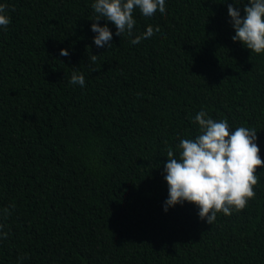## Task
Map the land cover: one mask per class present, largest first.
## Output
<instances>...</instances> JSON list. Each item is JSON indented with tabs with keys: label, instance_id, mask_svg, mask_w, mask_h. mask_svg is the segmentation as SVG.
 Masks as SVG:
<instances>
[{
	"label": "trees",
	"instance_id": "16d2710c",
	"mask_svg": "<svg viewBox=\"0 0 264 264\" xmlns=\"http://www.w3.org/2000/svg\"><path fill=\"white\" fill-rule=\"evenodd\" d=\"M93 2L0 0V264H264V167L247 207L211 225L188 202L164 211L167 151L201 109L254 128L264 160V54L231 39L227 11L247 0H166L131 37L101 18L109 48Z\"/></svg>",
	"mask_w": 264,
	"mask_h": 264
},
{
	"label": "clouds",
	"instance_id": "9594fccd",
	"mask_svg": "<svg viewBox=\"0 0 264 264\" xmlns=\"http://www.w3.org/2000/svg\"><path fill=\"white\" fill-rule=\"evenodd\" d=\"M233 4L227 9L235 31L231 39L239 41L251 53L264 54V0H247L243 16ZM91 7L94 12L91 31L96 33L93 43L99 48L105 45L109 48L113 33L107 24L98 23L101 18L115 25L116 36L131 37L137 10L144 17H152L157 11L164 15L167 4L166 0H94ZM6 8V4H0V28L5 30L11 22ZM159 32V26L154 28L149 24L146 31L129 42L135 45ZM60 55L68 56L69 52L61 49ZM90 59L94 63L97 55ZM69 83L84 87L83 73L74 70ZM194 122L198 124L195 138L180 139L176 146L178 155L172 148L167 151L164 180L168 197L164 211L188 202L199 209V218L211 225L219 213L230 216L245 209L248 201L255 198L254 186L259 183L256 173L264 167V160L259 156L254 128L236 127L232 131L226 119L210 118L204 109L195 115ZM4 212L10 214L8 209Z\"/></svg>",
	"mask_w": 264,
	"mask_h": 264
}]
</instances>
